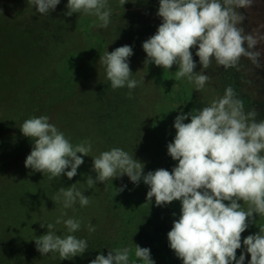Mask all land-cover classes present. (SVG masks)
<instances>
[{
	"label": "clouds",
	"instance_id": "obj_1",
	"mask_svg": "<svg viewBox=\"0 0 264 264\" xmlns=\"http://www.w3.org/2000/svg\"><path fill=\"white\" fill-rule=\"evenodd\" d=\"M60 2L27 0L28 6H34L41 15H49ZM119 2L124 5L127 0ZM253 2L159 0L156 15L162 22L155 34L142 43L146 53L143 63L163 69L178 66L174 80L187 78L198 92L210 77L194 71L196 61L190 51L194 47L201 69H208L213 61L224 69H238L241 57L249 59L255 68L264 67L260 62L262 53L256 49L264 41V34L245 32L241 27L245 16L239 10L248 9ZM66 8V16L78 13L96 17L100 29H107L111 23L108 0H67ZM132 55L133 48L125 44L99 58L111 88L127 87L129 98L132 90L144 82V76L139 80L132 76L129 65ZM258 115L255 109L245 111L243 100L237 98L231 86L223 96L195 112L192 109L185 113L181 109L174 119L175 137L167 144V154L178 163L171 171L161 167L146 174L144 163L122 148L90 155V141L73 145L49 122L48 116L42 115L25 120L20 127L23 136L32 141L24 166L32 172L48 174L49 180L62 174L71 180L84 163L83 156H92L91 170L96 176L95 179L87 176L85 190L97 182L127 175L134 185L138 186L142 180L148 186L146 200L152 202L154 198L156 206L180 201L179 218L173 220L167 238L170 249L183 264H244L245 251L250 254L248 264H264V227L244 237L245 251H241L238 259L236 255L241 248V233L256 220L253 214L264 216V119L258 121ZM189 117L190 122L185 123ZM126 187L116 188L117 193ZM51 199L62 205L61 216L54 223H41L48 231L35 239L37 251L41 256L58 253L60 260L82 256L88 249L87 240L71 234L80 230L81 221L63 217L67 215L64 210L73 208L77 202L81 207L89 205L88 196L74 183L61 187ZM241 202L247 204L246 211ZM61 223L68 235H57L56 225ZM88 231H95L91 222ZM131 252L128 247L112 249L106 256L97 254L89 264H136V260L130 262ZM134 255L143 264H155L147 247L136 244Z\"/></svg>",
	"mask_w": 264,
	"mask_h": 264
},
{
	"label": "rangeland",
	"instance_id": "obj_2",
	"mask_svg": "<svg viewBox=\"0 0 264 264\" xmlns=\"http://www.w3.org/2000/svg\"><path fill=\"white\" fill-rule=\"evenodd\" d=\"M66 4L61 0L49 15H41L34 6H28L27 0H0V62L5 64L0 67L1 77L9 78L14 72L22 71V68L26 70L23 63L27 50L18 52L12 43L9 44L14 37L13 33L8 34L10 27L15 28L20 23H34L37 17L42 16L52 22L56 21L52 18L66 19V29H63L65 37L61 39L63 44L56 45L54 50L49 49L52 52L44 54L48 55L44 56L45 59L39 57L36 66L38 72L35 68L31 69L35 75L33 79H22L14 86L0 88V178L5 183L15 181L20 184L16 190L18 195L12 194L15 190L12 189L0 197V213L3 214L0 221V264H15L12 260L15 242L4 232L11 233V225L13 233L21 232L23 236L28 233L34 240L46 234L48 229L46 226L41 227V223H54L61 216L62 205L51 199L57 195L58 190L74 183L78 187L82 176L87 178L93 174L91 176L95 179L96 173L91 170L92 156L119 147L144 163L145 174L161 167L171 171L178 163L167 154V144L176 134L173 126L175 117L181 109L185 113L192 109L195 112V109L209 105L215 98L223 96L226 88L218 77L224 68L213 61L208 69H201L195 47L190 49L196 61L194 71L210 77L200 92L194 90V84L189 83L187 78L174 80L178 66L163 69L143 63L146 53L142 43L155 34L162 22L156 15L159 0H127L124 5L119 0H108L112 18L107 29L98 28L99 21L94 16L78 13L64 15ZM153 5L157 9H153ZM144 9H147L145 14L152 11L154 17L151 20L154 26H146L147 29L141 27L140 18L133 21L136 17L134 12ZM1 25L5 26L7 32H2ZM241 27L245 29L243 21ZM261 28L259 32L264 34ZM125 44L133 48V55L129 58L133 78L139 80L144 76V82L132 90L131 98L127 95V87L116 90L111 88L99 64L100 55ZM256 49L262 53L260 62L264 64V41ZM251 71L252 76L259 78L260 84L264 86V67L255 68L253 65ZM244 109L249 111L248 108ZM42 115L48 116L49 122L63 132L73 145L85 141L92 144V156H83L84 163L71 180L64 174L49 180L48 174L32 172L24 166L32 149V141L23 136L20 127L25 120ZM257 120L260 119L257 117ZM184 122H190V117ZM122 185L127 187L117 193L116 188ZM86 190L87 194L91 193L89 200L92 198L86 206L88 214L92 216L89 217L91 220H95L98 207L92 200H103L108 206L111 205V211L116 215L112 221L100 219L108 250L128 247L132 249L130 262L136 260V264H143L134 255L138 244L150 249L155 264H183L170 249L167 238L173 220L179 218L180 201L156 206L154 198L152 202L146 200L148 186L142 180L138 186L134 185L127 175L105 183L97 182L93 188ZM241 204L246 211L247 204ZM253 215L255 222L250 223L241 233V248L237 249V259L241 251H245L244 237L264 227V216ZM63 219H67L66 216ZM59 230L67 232L62 223L56 225L57 235L61 234ZM33 246L36 247L35 244ZM249 260L250 254L245 251L244 264H248Z\"/></svg>",
	"mask_w": 264,
	"mask_h": 264
},
{
	"label": "trees",
	"instance_id": "obj_3",
	"mask_svg": "<svg viewBox=\"0 0 264 264\" xmlns=\"http://www.w3.org/2000/svg\"><path fill=\"white\" fill-rule=\"evenodd\" d=\"M64 4H66V0H64ZM152 7L153 9H157L155 5H153ZM146 10L147 9L134 12L136 17L134 16L135 19L133 21L140 18V23L142 24L141 27H143V29H147V27H150V25L154 26L152 23L153 21L151 22V20L154 18L151 15L152 11L145 14ZM240 11L245 16L243 23L246 32L255 33L257 31H261V27H263L264 29V0H254L253 4L248 9L241 8ZM37 18V21L34 23L29 22L26 25H24L25 23H20L16 25L15 28H12L13 26L10 27L8 34L13 33L14 37L12 36L13 41L9 42V44L12 43V45L15 46L14 48H16L18 52L24 51L25 49L27 50L24 55V57H26V60L25 63H23V65L26 66V70L23 71L24 68H22V71L14 73L12 71L13 75L9 78L7 76H0V88L14 86L17 82H21L22 79L29 81L33 79L32 76L35 75L31 73V69L35 68L37 70L36 66H38L39 57L41 59H45L46 57L44 56L48 55L44 54H49L50 52H52V50L49 52V49L53 47L55 48L56 45L63 44L61 39L65 37V32L63 29H66V19L64 18V20H62V18L60 17L59 19L52 18V20H56L55 22H52L48 18L46 19V17L44 16ZM1 26L2 32H7V30H4L5 26ZM0 38L2 39L1 34ZM45 50L47 52L43 53L45 52ZM1 66L3 67L5 66V64L3 65L0 62V67ZM251 67H253V64L251 65L250 61L247 58L241 57L238 69H223V72H220L218 74V77L221 78V81L226 88L228 86H231L235 90L237 98L243 100L245 108H248L249 110H257L259 113L257 117L259 119H264V86L260 84L259 78H254L252 76ZM81 178L82 179L79 180V182L81 181V185H78L77 188L81 189L82 186L83 190L81 191H84V195L90 196L91 193L87 194V190H85V187L83 186L84 182L86 181V177L82 176ZM0 185H2L0 188V197L5 196L6 193L11 192L12 189L15 190L11 193L14 195H18V193H16V190L19 188V183H15V181L5 183L4 179L0 178ZM92 202H95L96 206H98L95 211V217L98 220L96 218L95 220H91L89 217L92 216L91 214H88L87 207H81L78 202L74 205L73 208L64 210L67 211L66 218L71 217L81 221L80 230L72 233V235H75L77 238L87 240L88 249L82 256L78 255L73 259L65 260H60L58 253H49L47 255L41 256L36 247L33 246V244H35V240L33 238H30L28 233L24 236L21 232H19L18 234L13 233V227L10 225L9 231L11 233H4H7V236L10 239L12 238L15 242L13 243L12 247V249L14 248V257L12 255L13 262L15 264H89V261L94 259L97 254H104L106 256L109 250L105 244L106 240L103 237L104 230L101 229L100 219L102 218L103 220L112 221L114 220V217H116V215H114V213L111 211V205L108 206L103 200H92ZM1 215L3 214L0 213V221L2 220ZM90 222L95 229V231L93 232L88 231V225ZM60 232V235L62 236L69 234L67 232L64 233L62 230L58 231V233Z\"/></svg>",
	"mask_w": 264,
	"mask_h": 264
}]
</instances>
